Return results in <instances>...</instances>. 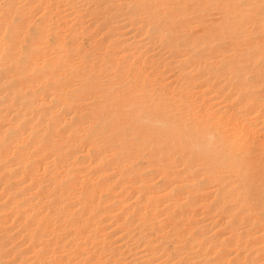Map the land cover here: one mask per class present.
I'll return each instance as SVG.
<instances>
[{"label":"bare ground","instance_id":"1","mask_svg":"<svg viewBox=\"0 0 264 264\" xmlns=\"http://www.w3.org/2000/svg\"><path fill=\"white\" fill-rule=\"evenodd\" d=\"M0 264H264V0H0Z\"/></svg>","mask_w":264,"mask_h":264}]
</instances>
